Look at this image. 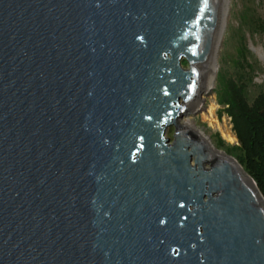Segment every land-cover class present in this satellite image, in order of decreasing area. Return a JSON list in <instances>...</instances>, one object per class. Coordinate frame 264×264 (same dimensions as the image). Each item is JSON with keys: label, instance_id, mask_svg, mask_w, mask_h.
Masks as SVG:
<instances>
[{"label": "water", "instance_id": "obj_1", "mask_svg": "<svg viewBox=\"0 0 264 264\" xmlns=\"http://www.w3.org/2000/svg\"><path fill=\"white\" fill-rule=\"evenodd\" d=\"M220 1L0 0V264H264L255 181L179 122Z\"/></svg>", "mask_w": 264, "mask_h": 264}, {"label": "rangeland", "instance_id": "obj_2", "mask_svg": "<svg viewBox=\"0 0 264 264\" xmlns=\"http://www.w3.org/2000/svg\"><path fill=\"white\" fill-rule=\"evenodd\" d=\"M257 18H264V0H227L223 27L220 31V39L216 49L217 66L214 87L208 93H202L200 98L203 100L202 111L200 110L197 114L190 117L195 126L208 136L215 148H217V137L224 141L225 147L218 148L224 152H226L228 147L237 145L238 142L229 117L224 114L221 116L218 114L220 106L217 103V84L221 76H232L237 73L240 66L238 61L240 59L241 48H244L248 62L254 66V79L248 86V96L252 98L260 90L264 89V34L258 32L255 28L254 24ZM182 65L185 68L187 67L186 62H183ZM213 98L217 104L214 111L216 121L231 132L234 136L232 139L225 138L219 129L209 122L208 107L212 103ZM184 120L186 121L185 115H183L179 122L184 123ZM173 132V126L168 127L165 133L166 137L172 139ZM231 156L235 158V154Z\"/></svg>", "mask_w": 264, "mask_h": 264}, {"label": "trees", "instance_id": "obj_3", "mask_svg": "<svg viewBox=\"0 0 264 264\" xmlns=\"http://www.w3.org/2000/svg\"><path fill=\"white\" fill-rule=\"evenodd\" d=\"M254 25L258 32L264 34V18H257ZM238 64L235 75H223L218 81V114L229 117L238 142L228 147L226 153L235 154L264 197V89L252 98L247 94L254 79V66L248 62L244 48L240 49ZM216 147H225L224 141L218 137Z\"/></svg>", "mask_w": 264, "mask_h": 264}, {"label": "bare ground", "instance_id": "obj_4", "mask_svg": "<svg viewBox=\"0 0 264 264\" xmlns=\"http://www.w3.org/2000/svg\"><path fill=\"white\" fill-rule=\"evenodd\" d=\"M226 2H227V0H221L220 1V10H219V21L220 22H219V26H218V30L216 33V37L214 40V44H213L211 54H210V56H209V58L205 64V67H204V75H205L204 76V84H203V92L204 93H208L214 87L215 73H216L215 70H216V66H217L216 49H217L218 42L220 39V31L222 30V27H223V18H224V13H225ZM202 101H203L202 99H199L195 102V104L185 113L186 121L184 120L185 122L184 123L181 122V123L187 125L191 129H193L195 132H197L202 138L205 139V141L209 145V148L212 151L216 152L215 147L213 146V144L209 140L208 136H206L205 133L201 129L197 128L195 126L194 122L190 120L191 116L197 114L200 110L202 111V108H203ZM216 106H217V104L215 102V99L213 98L212 103L208 107V112L210 115L209 122L214 127L219 129V131L222 133L223 136H225V138L227 137L229 139H232L234 136L231 134V132L227 128H225L224 126L219 125L218 122L216 121L215 114H214ZM204 117H205V115H204Z\"/></svg>", "mask_w": 264, "mask_h": 264}, {"label": "snow or ice", "instance_id": "obj_5", "mask_svg": "<svg viewBox=\"0 0 264 264\" xmlns=\"http://www.w3.org/2000/svg\"><path fill=\"white\" fill-rule=\"evenodd\" d=\"M205 3H207V0H205Z\"/></svg>", "mask_w": 264, "mask_h": 264}]
</instances>
